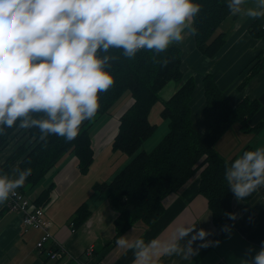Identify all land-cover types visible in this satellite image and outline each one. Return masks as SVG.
<instances>
[{
  "label": "clouds",
  "instance_id": "9594fccd",
  "mask_svg": "<svg viewBox=\"0 0 264 264\" xmlns=\"http://www.w3.org/2000/svg\"><path fill=\"white\" fill-rule=\"evenodd\" d=\"M226 2L234 16H264V0H254V7L246 0ZM200 10L198 0H0V134L35 126L42 135L73 140L99 110L100 93L115 83L109 50L123 49L127 57L141 49L163 52L195 34ZM31 174L30 167L15 177L0 170V204ZM224 176L239 200L264 187V146L227 162ZM196 228L177 225L167 239L130 232L116 245L133 250L132 264H159L173 254L189 260L198 251L193 244L209 235ZM241 264H264V241Z\"/></svg>",
  "mask_w": 264,
  "mask_h": 264
},
{
  "label": "crops",
  "instance_id": "0c3cea01",
  "mask_svg": "<svg viewBox=\"0 0 264 264\" xmlns=\"http://www.w3.org/2000/svg\"><path fill=\"white\" fill-rule=\"evenodd\" d=\"M254 6V0H246V7ZM263 18L231 14L216 32V35L223 33L226 36V43L214 57H207L196 48L195 34L192 33H188L184 41L172 44L183 50L184 77L182 82L166 84L160 92L161 104L170 100L186 80L194 78L197 95L193 100V118L197 127L205 131L203 79L212 74L233 105L245 98L259 101L261 109L250 122L252 126L264 123V68L251 82L244 83L249 80L251 66L260 60L264 63V38H257L252 32V25ZM121 100L107 114L98 117L90 129L94 161L87 172L81 171L79 159L74 154H66L39 188L25 189L34 201L52 185L50 200L43 205L46 217L52 222L50 232L54 236L46 244L47 250L37 249L42 236L40 230L23 231L22 215L8 210L7 201L0 204V264H53L48 249L58 247L62 250L63 264H132L133 250L116 245L118 213L112 208L108 193L96 189L97 184L112 182L132 159L112 148L120 119L134 103L130 94L125 101ZM258 146H264V126L246 133L237 123L223 135L215 148L224 158L232 160L243 151ZM199 183L200 171L177 192L163 199V213L156 221H138L133 225L134 231L132 226L123 234L131 232L133 238L142 236L146 240L154 237L167 239L177 225L197 224L196 231L204 228L209 235L204 241L197 240L193 244L198 251L191 259L173 254L161 257L159 264H241V258L250 259L264 241V187L258 188L250 200H239L234 195L235 219L228 226L219 228L214 223L207 198L199 192ZM83 204L88 206L90 218L75 227V213ZM204 242L208 246L199 247ZM90 247L94 251L87 255Z\"/></svg>",
  "mask_w": 264,
  "mask_h": 264
},
{
  "label": "trees",
  "instance_id": "16d2710c",
  "mask_svg": "<svg viewBox=\"0 0 264 264\" xmlns=\"http://www.w3.org/2000/svg\"><path fill=\"white\" fill-rule=\"evenodd\" d=\"M198 2L201 10L194 18L196 48L203 55L214 57L226 43V36L223 33L216 35V32L231 12L226 0ZM263 26L264 18L252 25L257 38H264ZM109 54L113 57L110 71L115 83L100 93L99 110L82 123L77 137L68 141L56 134L42 135L35 126L6 128L0 134V170L15 177L20 170L30 167L32 174L19 187L23 192L27 187L28 190L37 188L66 154H74L79 159L81 171L87 172L94 161L92 125L129 93L134 103L120 119L112 148L131 156V162L112 182L96 185L98 192L108 193L111 206L118 213L115 239L138 221H156L163 213V199L177 192L199 171V192L208 200L214 223L219 228L228 226L234 220L230 214H234L235 194L228 187L224 173L226 163L231 160L219 154L215 145L237 123L246 133L261 129L263 122L254 126L250 122L261 109V103L245 98L233 105L214 75L207 74L203 79L205 131H201L193 118L197 83L194 78H189L170 100L163 103L161 114L169 123V131L154 149L141 150L156 131L150 113L153 106L161 102V90L171 81L183 80V50L173 45L160 53L141 49L134 57H127L123 49L112 48ZM262 69V60L251 66L249 80ZM4 151H9L5 157L2 156ZM51 191L52 185H49L34 203L38 206L47 204ZM254 194L255 191L245 200H250ZM90 215L86 204L80 206L75 213V227L83 225Z\"/></svg>",
  "mask_w": 264,
  "mask_h": 264
},
{
  "label": "built area",
  "instance_id": "2783aa9c",
  "mask_svg": "<svg viewBox=\"0 0 264 264\" xmlns=\"http://www.w3.org/2000/svg\"><path fill=\"white\" fill-rule=\"evenodd\" d=\"M7 208L12 212H18L22 215V228L23 231L31 229L40 230L42 236L37 243V249L47 250L46 244L53 240L54 236L50 232L52 222L46 217L44 207L36 206L32 200L26 196L20 189H16L15 193L7 200ZM93 247L87 250V255L92 254ZM61 248H49L48 256L53 264H63L61 261Z\"/></svg>",
  "mask_w": 264,
  "mask_h": 264
},
{
  "label": "rangeland",
  "instance_id": "374dc122",
  "mask_svg": "<svg viewBox=\"0 0 264 264\" xmlns=\"http://www.w3.org/2000/svg\"><path fill=\"white\" fill-rule=\"evenodd\" d=\"M263 68H264V63H263ZM249 82H251V80H249ZM128 96H129V93H127L122 98L121 101H123V100L125 101V99ZM162 106L163 105L161 104V102H158L151 109L150 121H151L152 124H154V125L156 124V131L151 137H149L144 142V144L141 147V150L151 151L152 149H154V147L163 139V137L169 131V123H168V121L165 118H163V116L161 114L162 109H163ZM9 151H4L2 156L5 157L6 155H8ZM39 187H40V185L37 188H39ZM33 195H34V193H33Z\"/></svg>",
  "mask_w": 264,
  "mask_h": 264
}]
</instances>
